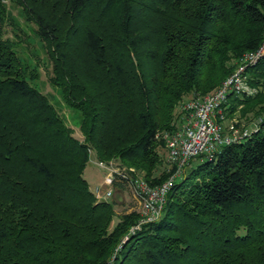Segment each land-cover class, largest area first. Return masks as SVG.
<instances>
[{"label":"trees","instance_id":"16d2710c","mask_svg":"<svg viewBox=\"0 0 264 264\" xmlns=\"http://www.w3.org/2000/svg\"><path fill=\"white\" fill-rule=\"evenodd\" d=\"M11 1L37 27L84 140L32 84L0 9V264H264V57L247 68L257 93L222 105L226 120L242 105L258 121L193 159L160 220L132 212L112 226L116 203L85 178L94 150L119 163L114 186L169 180L177 166L156 175L165 135L188 99L262 46L264 0Z\"/></svg>","mask_w":264,"mask_h":264},{"label":"rangeland","instance_id":"374dc122","mask_svg":"<svg viewBox=\"0 0 264 264\" xmlns=\"http://www.w3.org/2000/svg\"><path fill=\"white\" fill-rule=\"evenodd\" d=\"M2 8H6L8 15L6 17L8 20L5 21L6 38H9L16 44L15 50L24 62V66L27 67L29 71L35 70L36 74H38V78H36V80H32V84L49 98L66 125L74 130V136L77 139L83 141L84 137L80 128L82 115L67 104L62 90L58 87H55L51 83L50 79L52 77L53 68L52 61L48 52V48L38 36L39 34L37 27L33 23L28 22L25 14L23 13L22 7L18 3L12 2L11 0H5L2 3V7L0 9L2 10ZM19 27L21 28L22 32ZM216 89L206 95H197L195 97H207L214 93ZM254 90L256 94L257 91L256 89ZM254 113L255 110L252 111L251 108L244 107L242 105L239 106L237 112L231 116H228L225 122V129L226 132H228V135H231L235 138H240L245 131L253 127L258 121L254 116ZM94 153V150L90 151V161L85 171V178L90 183L93 192H95L97 188H100L101 195H105L107 191H112V196L109 198V201L116 203V217L114 218L112 226H115L119 222V218L123 215L131 214L132 212L141 214V207L133 196V185L120 184L121 186H114V182L111 185L106 184V179L113 178V171L120 172L119 167H117L119 163L114 160L110 162L100 161L94 157ZM161 154L163 162L156 171V175H160L162 172H168L173 168L168 161L167 151L161 150ZM200 162L201 159L193 160L185 167L186 169L184 168L185 172L183 170L182 175L179 178H176V180L184 177L191 167L197 166ZM141 180L147 183L146 180ZM166 182H168V180ZM162 184L152 187L162 186ZM97 201L105 200L97 199Z\"/></svg>","mask_w":264,"mask_h":264},{"label":"built area","instance_id":"2783aa9c","mask_svg":"<svg viewBox=\"0 0 264 264\" xmlns=\"http://www.w3.org/2000/svg\"><path fill=\"white\" fill-rule=\"evenodd\" d=\"M256 53L264 55V42ZM244 68L245 64H241L239 67L240 70ZM233 90L244 94L252 92L245 81L240 82L236 75H231L214 93L207 97H194L182 105L183 125L178 130L165 135L168 161L171 165L177 166L176 173L162 186L152 187L141 179L132 184L133 196L145 217L141 224L158 221L161 218L170 189L191 160L199 157H211L223 145H228L239 139L228 135L224 125L226 115L222 105ZM112 173L113 178L106 179L107 185L113 184L118 171ZM94 193L99 200L106 201L112 196V191L101 195L100 188H97Z\"/></svg>","mask_w":264,"mask_h":264},{"label":"bare ground","instance_id":"6f19581e","mask_svg":"<svg viewBox=\"0 0 264 264\" xmlns=\"http://www.w3.org/2000/svg\"><path fill=\"white\" fill-rule=\"evenodd\" d=\"M259 50V49H258ZM257 50V51H258ZM256 51V52H257ZM256 52H251V53H248L247 55H245L244 56V59H243V61H242V64H245V68L243 69V70H240L239 69V67H238V69L239 70H237L236 69V71H234V73L232 74V76L233 75H236V78H237V80H239L240 82H243V81H245L246 83H247V68H249L250 66H252V65H255V64H257L263 57H264V55H262V54H260L259 55V53H256ZM231 76V75H230ZM229 76V77H230ZM228 77V78H229ZM227 78V79H228ZM226 79V80H227ZM223 84V83H222ZM221 84V85H222ZM220 85V86H221ZM247 85H248V83H247ZM219 86V87H220ZM249 86V85H248ZM250 87V86H249ZM251 88V87H250ZM251 90H252V92L251 93H249V94H244V93H242V92H239L238 90H233V91H231L230 93H229V95H228V97H227V100H226V102L224 103L225 105H227L228 104V99H229V97H230V95H236V97H238V96H243V95H249V96H253V94H255V90H254V88H251ZM223 104V105H224ZM221 124H223V122H220ZM225 125V124H224ZM107 201H109V199L107 200ZM141 215H142V213H141ZM162 215H163V213H162ZM161 218H162V216H161ZM160 218V219H161ZM143 219H145V217L142 215V221H143ZM159 219V220H160ZM141 221V222H142ZM153 222H155V221H153ZM146 223H149V222H146ZM146 223H144V224H146Z\"/></svg>","mask_w":264,"mask_h":264}]
</instances>
